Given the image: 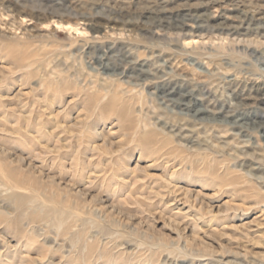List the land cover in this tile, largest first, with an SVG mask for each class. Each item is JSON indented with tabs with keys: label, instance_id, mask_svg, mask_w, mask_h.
Here are the masks:
<instances>
[{
	"label": "rangeland",
	"instance_id": "obj_1",
	"mask_svg": "<svg viewBox=\"0 0 264 264\" xmlns=\"http://www.w3.org/2000/svg\"><path fill=\"white\" fill-rule=\"evenodd\" d=\"M251 38L264 0H0V264H264Z\"/></svg>",
	"mask_w": 264,
	"mask_h": 264
},
{
	"label": "bare ground",
	"instance_id": "obj_2",
	"mask_svg": "<svg viewBox=\"0 0 264 264\" xmlns=\"http://www.w3.org/2000/svg\"><path fill=\"white\" fill-rule=\"evenodd\" d=\"M161 7H163L161 4H159V6L154 7V8H156L154 10L146 7V9L142 13H150V15L153 14L154 18H159L158 21H161V20H163L165 14H166V10L162 9ZM66 24L70 25L69 23H66ZM192 29H193V27L191 28V30ZM217 40L220 41L219 42L220 46L225 47L227 45V43L230 44V45H234L233 43H235L236 41H245L246 39H243V38H240V37H235L233 39H231L230 37H221V38H217ZM248 41H249V45H250V43L251 44L254 43L257 46H261V45L264 44V42L261 41V39L259 40V39L251 38V39H248ZM100 58L108 59L109 57H108V55H106V52H104V54ZM103 65H107V63H104ZM141 72H143V71H141ZM142 76H144V75H142ZM146 77L147 76H144V79H146ZM177 88H180V87H178V86H173L172 87V86L166 84V85L162 86V93L164 94L165 97H167L168 100H170L172 102H175L176 104H179V106L184 107V109H186L188 112L193 111V114H191L192 116H196V115H199V114H204V112L207 111L204 107L197 105L199 102L195 101V99H194V97L192 96L191 93L181 92L182 90H180V89L177 90ZM256 92H257V95L260 97L258 99L263 101L264 100V86H258L256 88ZM177 94H179L180 96H183V99L179 98V97H175ZM249 95H250V93H249ZM227 116L228 117H232V120L230 121L232 124L238 125V126H240L241 128H243L245 130L258 131L260 128L264 129V114L263 113H251V112L243 113V112H239V113H234V114H228ZM203 118H205V117H203Z\"/></svg>",
	"mask_w": 264,
	"mask_h": 264
}]
</instances>
